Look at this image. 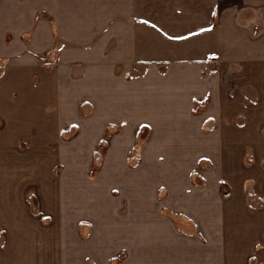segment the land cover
Returning <instances> with one entry per match:
<instances>
[{
	"label": "crops",
	"instance_id": "crops-1",
	"mask_svg": "<svg viewBox=\"0 0 264 264\" xmlns=\"http://www.w3.org/2000/svg\"><path fill=\"white\" fill-rule=\"evenodd\" d=\"M116 1L43 0L55 29L44 21L42 31L36 32L33 10L20 7L19 0H0V59L9 64L0 76V117L26 118L23 130L34 132L31 118L39 114L33 111V101L40 97L51 103L48 113L56 118L67 117V111L75 107L81 116L82 104L89 103L86 115L107 118L108 124L114 119H188L194 116V104L201 101L210 103L204 115L208 118L260 116L258 110L263 106L259 103H264V0H119L124 6L120 16L115 14ZM30 32L32 40L23 43ZM40 51L54 54L58 62L51 71H43L45 75L35 86L32 54ZM134 71H142V75ZM12 95L19 102L12 103ZM8 130L12 133L13 129L8 126L6 139L0 133V150L15 144ZM49 182L40 174L0 175V225H13L11 238L17 243L10 264H50L52 258L57 262L49 252L34 250L39 249L35 246H48L50 234L43 233L44 229L38 237L29 232L31 226L43 224L31 214L28 189L40 197L42 214L52 215L51 225H65L61 231L82 218L93 228L97 224L91 212L72 215L66 208V194L64 202L56 201L57 211L49 208L55 195ZM183 192L194 197L183 200V196L178 207L171 201V212H184L192 222H184L185 232H180L178 225L164 222L160 216L153 242L145 245L142 255L154 264H245L258 243L250 232L260 225L253 212L230 201L232 206L224 203L219 207L221 221L212 223L210 213L216 207L209 200L202 217L187 207L195 194L205 191ZM229 215L235 220L228 221ZM208 225H227L239 233L231 240L219 238L213 243L212 255L208 239L202 242L188 231L208 230ZM62 258L66 261L67 257Z\"/></svg>",
	"mask_w": 264,
	"mask_h": 264
},
{
	"label": "rangeland",
	"instance_id": "rangeland-1",
	"mask_svg": "<svg viewBox=\"0 0 264 264\" xmlns=\"http://www.w3.org/2000/svg\"><path fill=\"white\" fill-rule=\"evenodd\" d=\"M19 1L23 3L20 7L35 12L34 31H42L44 21L55 29L52 16L43 9V0ZM116 2L117 16L123 14L124 6ZM31 34L24 37L23 43L32 40ZM32 55L34 84L39 86L43 71L55 68L57 56L41 51ZM0 67V76H4L9 67L5 58L0 59ZM136 72L142 75V71L133 73ZM11 98L12 103L19 102L16 95ZM45 101L41 97L33 101V111L39 114L31 118L34 132L23 130L26 118L0 117L3 138L9 137V126L16 139L14 145L0 150V175H43L55 191L49 202L47 198L49 208L57 211L56 201H63L66 194V208L72 215L78 216L81 210L84 215L91 212L97 223L93 228L82 218L77 225H67L63 232L60 228L65 225H51L52 215L42 214L40 197L34 189H28L26 201L31 214L43 224L31 226L29 232L38 237L44 229L43 233L50 234L49 245L44 249L35 246L39 249L34 250L55 256L57 262L52 258L50 264H154L142 255L145 245L153 242L154 225L162 219L178 225L182 232L181 225L192 222L184 212L174 215L170 208L171 201L178 207L183 196V200L194 197L184 194V189L205 191L195 194L194 202L187 207L202 217L209 200L216 207L210 213L212 223L221 221L223 214L219 212L224 203L232 206L231 201L251 210L260 225L250 231L258 243L245 264H264V103H259L263 108H259L258 117L208 118L204 115L210 103L201 101L194 104V116L188 119H114L108 124L107 118L86 115L89 103L82 104L81 116L75 107L67 111V117L56 118L48 113L51 103ZM242 215L248 220L246 212ZM231 219L235 220L229 215L228 221ZM208 226V230L188 231L202 242L208 239L212 255L213 243L219 238L231 240L239 233L227 225ZM12 228L13 225H0V264H10L15 252ZM61 255L67 257L66 261Z\"/></svg>",
	"mask_w": 264,
	"mask_h": 264
},
{
	"label": "snow or ice",
	"instance_id": "snow-or-ice-1",
	"mask_svg": "<svg viewBox=\"0 0 264 264\" xmlns=\"http://www.w3.org/2000/svg\"><path fill=\"white\" fill-rule=\"evenodd\" d=\"M202 31H203V29H202ZM178 39H183V37H178Z\"/></svg>",
	"mask_w": 264,
	"mask_h": 264
}]
</instances>
